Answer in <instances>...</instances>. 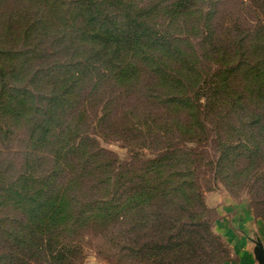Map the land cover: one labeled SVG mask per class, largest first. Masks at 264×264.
Here are the masks:
<instances>
[{"label": "rangeland", "instance_id": "374dc122", "mask_svg": "<svg viewBox=\"0 0 264 264\" xmlns=\"http://www.w3.org/2000/svg\"><path fill=\"white\" fill-rule=\"evenodd\" d=\"M22 1L0 0V15L7 17L14 12L32 19L38 8L32 2ZM60 1L65 26L75 21L78 25L77 18L70 20L74 10L72 0ZM96 2L119 29L128 18L138 16V25L148 35L166 32L170 46L185 52V56L179 59L172 49H167L159 62L141 64L131 57L135 72L126 80L113 75L106 64L93 65L96 67L93 74L83 76L69 97L73 106L63 118L73 125L70 144L85 148L71 157L72 170L82 175L77 176L78 183L70 194L82 202L107 199L112 191L97 188L104 177L103 167L108 169L106 165L110 164L109 174H117L119 181L125 182L139 174L147 160L174 152L176 158L161 168L160 173L167 179V173L176 170L181 173L185 169L183 177L196 180L204 208L192 206L190 210L204 217L217 236L220 245L216 248L218 253H213L217 263L240 264L233 243L215 229L218 208L230 202L237 208L245 206L263 229L261 233L249 230L243 233L236 228L237 237L247 236L244 241L255 257L256 243L264 248V146L256 156L250 152L255 147L250 141L255 136L260 140V136L258 128H251L249 123L250 117L264 113V101L252 96L253 87L242 70H228L236 64L241 40V52L249 64L254 63L258 50L264 47V35L250 34L260 30L264 23L261 8L264 3L262 0ZM69 28L63 34H70ZM58 39L59 35H42L39 49L47 61H62L70 66L69 60L76 58L72 56L74 44L65 39L59 46ZM150 50L158 51L153 47ZM172 69L175 74L170 72ZM223 72H230L224 90L218 87L216 78ZM170 73L174 81L165 82L164 76ZM22 133L23 130L16 129L10 140L0 141V163L10 160L20 164L17 151ZM84 153L92 167L81 170ZM62 166L66 168L63 173L72 167L69 163ZM93 166L102 169L95 171ZM70 176L62 178L66 180ZM7 211L3 208L0 212L7 214ZM75 231L70 237L80 246V252L53 261L45 252L17 248L0 236V264H6L11 256V264H135L124 249L134 244L133 237H137L135 232L130 233L129 226L89 224ZM216 249L211 248L210 253Z\"/></svg>", "mask_w": 264, "mask_h": 264}, {"label": "trees", "instance_id": "16d2710c", "mask_svg": "<svg viewBox=\"0 0 264 264\" xmlns=\"http://www.w3.org/2000/svg\"><path fill=\"white\" fill-rule=\"evenodd\" d=\"M25 1L38 8L32 19L14 12L7 17L0 15V141L10 140L16 129L23 130L17 151L20 164L10 160L0 163V211L8 210L7 214L0 212V236L17 248L45 252L53 261L80 252V246L70 237L76 229L89 224L127 225L130 233L137 235L133 237L134 244L124 248L135 264H218L213 255L220 245L217 236L204 217L190 210L192 206L204 208L196 180L185 179V169L181 173H167V179L160 173L176 158L174 152L147 160L140 173L125 182L119 181L117 174H109L111 166L105 164L108 169L103 167L104 177L97 188L112 191L107 199L85 203L70 194L78 183L77 176L82 175L72 170L71 157L85 148L70 144L73 125L63 118L73 106L69 97L83 76L93 74V65L106 64L113 75L126 80L135 72L131 57L146 64L161 61L167 49H172L179 59L185 52L170 46L166 32L148 35L138 25V16L128 18L119 29L99 9L96 0H72L74 15L70 20L77 18L79 23L67 26L61 20L60 0L22 3ZM261 8L264 12L262 3ZM68 27L71 33L63 34ZM250 34L264 35V23L260 30ZM42 35H59V46L69 39L78 52L73 51L72 56L78 61L69 60L70 66L62 61H47L39 49ZM241 43L236 64L227 69L242 70L253 87L252 96L264 101V47L258 50L254 63L249 64L241 52ZM152 47L158 51H151ZM43 58V62L34 65ZM170 72L175 74L173 69ZM171 73L164 76L165 82L174 81ZM229 73L216 75L217 85L223 90ZM249 125L258 128L260 136V140L255 136L250 141L255 144L250 152L256 156L264 146V113L250 117ZM67 163L72 167L63 173L66 168L62 165ZM87 163L84 153L80 169L92 167ZM93 167L96 171L101 166ZM211 248L216 250L210 253ZM11 262L12 256L6 264Z\"/></svg>", "mask_w": 264, "mask_h": 264}, {"label": "crops", "instance_id": "0c3cea01", "mask_svg": "<svg viewBox=\"0 0 264 264\" xmlns=\"http://www.w3.org/2000/svg\"><path fill=\"white\" fill-rule=\"evenodd\" d=\"M232 203L230 202V204H225L218 208L219 216L216 220L215 229L224 235L228 241L233 243V250L238 256L240 264H259L252 254L251 247L244 241L247 236L237 237L238 233L236 228L238 227L241 231L243 230V233L246 230L252 231L253 233H261L263 229L258 220L251 218L245 206H239L238 208L240 209H238Z\"/></svg>", "mask_w": 264, "mask_h": 264}, {"label": "water", "instance_id": "95a60500", "mask_svg": "<svg viewBox=\"0 0 264 264\" xmlns=\"http://www.w3.org/2000/svg\"><path fill=\"white\" fill-rule=\"evenodd\" d=\"M255 258L259 264H264V248L260 243H256Z\"/></svg>", "mask_w": 264, "mask_h": 264}]
</instances>
